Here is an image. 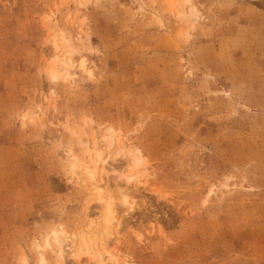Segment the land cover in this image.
Masks as SVG:
<instances>
[{
    "label": "rangeland",
    "instance_id": "rangeland-1",
    "mask_svg": "<svg viewBox=\"0 0 264 264\" xmlns=\"http://www.w3.org/2000/svg\"><path fill=\"white\" fill-rule=\"evenodd\" d=\"M0 264H264V0H0Z\"/></svg>",
    "mask_w": 264,
    "mask_h": 264
},
{
    "label": "bare ground",
    "instance_id": "bare-ground-1",
    "mask_svg": "<svg viewBox=\"0 0 264 264\" xmlns=\"http://www.w3.org/2000/svg\"><path fill=\"white\" fill-rule=\"evenodd\" d=\"M62 62L65 63V64L67 63L65 61H62ZM51 72L54 73L53 70H51ZM110 139H108L106 137V135H102L101 139L99 140V142H101V145H99L97 147L98 141L96 140V137H94L93 138V147H92L93 148L92 151H93L94 154L89 156L88 162H86V163L85 162L84 163L83 162L77 163V161L75 159H73V162L71 161L72 162L71 163L72 167H78L79 165H82L83 166L82 169L85 171V174H87L88 177L93 178L96 165L101 160L102 148H103V146H106V145H109L110 143H112ZM87 150H88V153H89L90 150L89 149H87ZM74 161H76V162H74ZM139 161H140L139 157H134L133 166H130L128 169H126V171L124 173L125 174L124 176L127 179V181H130L133 178L134 175H133L132 171H133L134 167H136L139 164ZM93 179H95V178H93ZM94 189H96V191H97L96 193H99V190H100L99 185H96ZM123 195H124L123 196V201L126 204H129V201L127 200V193L123 192ZM98 199L101 200V197L99 196ZM98 219H99L98 222L95 224V227L97 228V230L101 231V233L104 236L105 235H110V226H111V222H112L113 217H112V212H111V209H110L109 200H106V205H105L104 209L102 210V212H101V214H100ZM64 237H65V232H63L62 230L53 229L48 234V236L46 237L44 242H45V245H48L49 244V239H51V241L53 243H55L56 246L58 247L59 255H61V253H62L61 246H62V243H63V241L65 239ZM94 239H95V234L94 233L90 234V232H87L86 235H84V236L82 234L80 242H81L82 245L85 246L86 249H88V246H89L88 242H90V241H92ZM81 244L78 247L79 250L82 249Z\"/></svg>",
    "mask_w": 264,
    "mask_h": 264
}]
</instances>
